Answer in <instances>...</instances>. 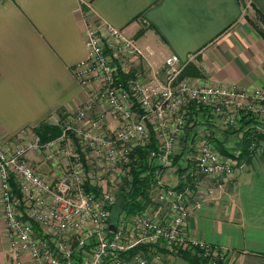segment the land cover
<instances>
[{
    "label": "crops",
    "instance_id": "1",
    "mask_svg": "<svg viewBox=\"0 0 264 264\" xmlns=\"http://www.w3.org/2000/svg\"><path fill=\"white\" fill-rule=\"evenodd\" d=\"M256 12L264 16V0H0V138L14 149L23 141V130L33 134L43 123L61 130L92 101L96 89L83 88L73 74L86 54L87 20L105 21L134 38L143 55V78L157 74L165 58L176 54L182 77L194 84L249 95L264 91V39L246 19L253 20ZM101 111L99 129L107 133L120 127V120L97 103L82 124L89 128L90 119ZM258 123L264 126V121ZM241 126L239 121L235 128H226L220 117L202 111L177 137L176 161L158 174L168 186L190 179V140L201 130L218 150L240 156L230 176L195 178L201 204L183 229L188 237L229 250V264H264V153L243 147L248 127ZM73 139L68 145L80 154ZM26 158L48 180L63 176L70 163L59 153L46 159L44 152H29ZM99 159L97 173L106 179L108 161ZM127 168L125 181H130ZM2 208L0 192V264H11ZM154 209L158 215V206ZM181 254L162 251L159 258L149 257L148 264H191Z\"/></svg>",
    "mask_w": 264,
    "mask_h": 264
},
{
    "label": "built area",
    "instance_id": "2",
    "mask_svg": "<svg viewBox=\"0 0 264 264\" xmlns=\"http://www.w3.org/2000/svg\"><path fill=\"white\" fill-rule=\"evenodd\" d=\"M85 36L86 54L76 63L74 75L83 88L96 89L92 101L65 121L50 141L43 143L36 133L23 130L21 144L10 149L0 138V192L11 264H148L149 257L159 258L162 251L178 255L188 251L203 264H229V250L188 237L183 229L201 204L195 196L199 190L195 178L230 176L234 171L233 160L219 153L204 130L193 132L190 140L194 151L190 179L168 186L157 173L151 204L134 214L119 213L114 231L109 227L116 201L113 186L123 185L131 152L149 144L152 134L161 145L149 152V163L163 169L171 165L176 139L196 113L207 110L226 128H235L244 115L264 121V91L249 95L180 80L183 67L176 54L164 60L162 78L144 80L134 66L139 50L123 29L87 20ZM95 103L120 120L112 134L92 133L77 125ZM103 118L99 114L91 126L96 130ZM71 136L78 140L80 154L68 145ZM84 148L95 150L90 164ZM248 150L264 153V145L250 140ZM29 152H44L46 159L59 153L70 163L63 176L48 180L27 161ZM100 157L108 161L106 179L97 173Z\"/></svg>",
    "mask_w": 264,
    "mask_h": 264
},
{
    "label": "trees",
    "instance_id": "3",
    "mask_svg": "<svg viewBox=\"0 0 264 264\" xmlns=\"http://www.w3.org/2000/svg\"><path fill=\"white\" fill-rule=\"evenodd\" d=\"M256 17L257 21H260L259 23L262 25H259L257 21L255 22L248 17H246V19L264 39V16L256 12ZM199 113L194 114V117L191 120L195 121ZM240 121H242V126L240 128L241 130L244 127H248L245 132L246 136L243 137V147H246V145L248 147L249 144L247 143L250 142V140L256 143L264 140L263 131L255 127V125L260 126L261 123H258L257 120L249 115H244L241 117ZM34 131L40 137L41 142L43 143L50 141V139L56 138L60 134L59 129L56 126L48 125L46 123L39 125L34 129ZM157 148V141L152 139L149 144L135 148L131 152L128 162L131 180H124L125 182L119 188L116 201L111 212V218H116L121 212L134 214L138 211L146 209L151 204L150 192L152 186H154L157 181L156 174L159 173L160 169L162 168L150 164L148 161V155L150 151L156 150ZM175 161L176 160L173 159L172 164ZM181 255L191 264H203L196 254L184 251Z\"/></svg>",
    "mask_w": 264,
    "mask_h": 264
},
{
    "label": "rangeland",
    "instance_id": "4",
    "mask_svg": "<svg viewBox=\"0 0 264 264\" xmlns=\"http://www.w3.org/2000/svg\"><path fill=\"white\" fill-rule=\"evenodd\" d=\"M245 7H247L246 5H245ZM246 10V9H245ZM253 21H257V17H256V15L254 16V18H253ZM105 22V21H104ZM258 23L260 22V21H257ZM259 25H262L261 23H259ZM113 26V25H112ZM117 28V27H116ZM120 29V28H119ZM134 39V38H133ZM135 41V40H134ZM135 45H136V42H135ZM136 47L138 48V46L136 45ZM138 50H139V53H138V55H137V57L134 59V66L136 67V69L137 70H139L140 71V73H143V72H145L144 71V69H145V67H144V65H143V62H142V59H143V55H142V52H141V50L138 48ZM171 55V54H170ZM169 56V55H168ZM167 56V57H168ZM166 57V58H167ZM165 58V59H166ZM79 62V61H78ZM77 62V63H78ZM141 64V65H140ZM164 64V63H163ZM180 64H181V62H180ZM182 65V64H181ZM163 66V65H162ZM183 67V66H182ZM143 68V69H142ZM182 71H183V69H182ZM73 74H74V70H73ZM142 75V78L144 77V75L143 74H141ZM164 75V73H163V71H162V67L160 68V70H159V72L157 73V74H155V73H153V75L152 76H150V77H147V78H143L144 80H147V79H150V78H153L154 76L155 77H159V78H162V76ZM75 76V75H74ZM76 78V77H75ZM183 77H182V72H181V77H180V75H179V79L181 80ZM77 79V78H76ZM184 80H186V81H188V82H191V80H189V79H187V78H183ZM78 81V80H77ZM103 112H104V110H103ZM102 111L100 112V113H97V115L96 116H98L99 114H101V113H103ZM104 114V113H103ZM96 116L94 117V118H91L90 119V123H89V128L87 129L88 131H90V132H94L95 131V128H93L92 126H91V121L92 120H97L96 119ZM103 121V120H102ZM98 122V121H97ZM188 122H191V118H189V121ZM80 124V123H79ZM190 124V123H189ZM188 124V125H189ZM78 125V124H77ZM80 125H83L82 123L80 124ZM80 125H78V126H80ZM187 125V126H188ZM186 126V127H187ZM186 127H185V129H186ZM100 128V123H99V126L98 127H96V131H95V133L96 134H101L102 132H103V130H105V129H99ZM184 129V130H185ZM195 129H199V128H195ZM260 130H262L263 131V133H264V126H260V128H259ZM117 129H115V130H113V131H116ZM193 130V129H192ZM60 131V130H59ZM113 131L112 132H107V134H112L113 133ZM28 133V132H27ZM37 135V134H36ZM182 135V134H181ZM152 139H155V140H157L155 137H154V135L152 134L151 135V140ZM50 140H52V139H50ZM74 140V142H75V145L77 146V148H79V146H78V140L77 139H73ZM151 140H150V142H151ZM149 142V143H150ZM261 144H263L264 145V140H261ZM216 147V146H215ZM246 148V147H245ZM244 148V149H245ZM216 149H217V147H216ZM84 150L87 152L88 151V154L87 155H90L91 156V158H92V156L93 157H96V155H95V150H93V149H85L84 148ZM218 150V149H217ZM219 151V150H218ZM219 153L220 154H224V155H226L227 157H229L230 159H232L233 161H232V164L234 165V169H235V167L237 166V164H238V161H240L241 160V157L240 156H234V155H231V154H229V153H227L226 151H223V150H221V151H219ZM244 153H245V150L243 151V155H244ZM78 154V153H77ZM246 155V154H245ZM99 156V155H98ZM88 156H86V159H88L87 158ZM173 159H174V157L172 158V161H173ZM88 164H90V162H89V159H88ZM118 166H120L122 169H124L125 168V165H124V163L123 162H120V163H118ZM162 168V167H161ZM163 169V168H162ZM115 185H117V184H115ZM113 186V188L116 190V188H117V186ZM120 188V187H119ZM144 211V210H143Z\"/></svg>",
    "mask_w": 264,
    "mask_h": 264
},
{
    "label": "water",
    "instance_id": "5",
    "mask_svg": "<svg viewBox=\"0 0 264 264\" xmlns=\"http://www.w3.org/2000/svg\"><path fill=\"white\" fill-rule=\"evenodd\" d=\"M115 220H116V218H111V221H112V222H111V224H110V226H109L110 229L113 230V231L116 229V228H115V224H114Z\"/></svg>",
    "mask_w": 264,
    "mask_h": 264
}]
</instances>
